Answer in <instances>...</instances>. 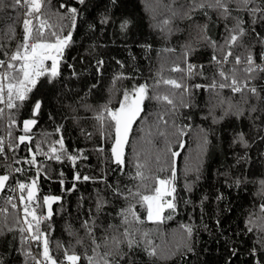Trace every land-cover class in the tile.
<instances>
[{
  "label": "trees",
  "instance_id": "obj_1",
  "mask_svg": "<svg viewBox=\"0 0 264 264\" xmlns=\"http://www.w3.org/2000/svg\"><path fill=\"white\" fill-rule=\"evenodd\" d=\"M4 2L7 3V0ZM183 2L184 0H178L176 6L178 7ZM60 3L80 7L76 4V0H50V3H44L42 12L52 24L60 23L56 15L57 12H64V9L58 7ZM168 3L169 0H120L118 8H112L108 0H91L88 4V11L79 18L77 28L73 32L74 43L65 50L61 60V83L57 84L54 90L51 85H48L33 94L34 97H41L43 102L41 115L36 117L38 124L33 129L36 135L32 145L34 146L36 140L41 138L42 132H53L56 125L62 124L66 146L70 150L81 149L89 157L87 160H77L76 166H73L70 161H50L38 156L39 161H43L53 170L51 172L53 179H46L43 173L38 179L40 199L37 202L41 205L39 210L44 212L43 196L62 197V200L53 206L54 215L51 221L54 229L51 244L53 256H63L62 250L59 252L55 250L56 241H61L65 245L70 241L75 243V238L66 231L67 225L70 224L73 230L83 235V229L80 227L81 221L86 213L95 211L98 190L110 201L106 212L113 216L121 206L127 203L122 198H114L111 188H107L106 184L132 186L138 182L129 177V173L135 171L133 168L134 153L138 154L140 162L145 164L146 175L169 176L173 161L170 152L166 149L170 147L172 151L179 152V156L175 158L178 211L171 220L166 219L159 224L145 221L138 226L150 233L153 244L158 247L157 257H148L143 252H139L137 264H228L229 260L231 264H254L250 249L254 245L259 249L257 241L259 233L255 231L249 233L245 226L248 216L252 212H258V206L262 200L260 181L264 180V155H262L264 142L255 139L247 150L248 162L237 163L238 156L245 150L239 146H232V137L237 131L247 132L249 129L234 117L220 119L219 122L213 123L212 117L208 115L209 108L213 104H218L222 98L232 96L229 90H222L217 95L216 92L193 87L191 91L195 106L192 108L179 107L178 114L175 116L168 112L171 106L166 102L146 100L141 119L133 125L129 137L130 144L125 150L127 167L123 173L111 170L116 168V165L111 164L108 159L110 142L102 139L97 131L98 125L93 118L94 113L81 106L85 101L78 102L79 97L84 96L93 83L96 87L92 89L86 102L99 110L100 106L109 101H111L110 107L118 106L117 102L122 98V92L130 88L133 83L139 84L147 81L149 85H152L157 72H162L165 78L171 77L179 80L184 74L173 72L170 69L174 64L186 68L182 57L183 45L186 43L197 48V51L189 57L188 62L198 66L204 65V75H194L191 79H185L184 83L192 86L211 82L217 69V65L210 63L213 52L210 47L198 39V30L189 27L191 21L175 20L174 26L178 27V31L171 36H167L157 27L170 14L165 7ZM94 5L99 6L94 7ZM105 5L112 16L108 24L100 25L99 18L105 10ZM24 11L22 7L16 10L8 8L0 11V44H3L5 50L9 52L15 49L22 37ZM211 15L213 20H216L215 13ZM124 19L131 21L126 32L120 29V23ZM197 19L203 23L207 18L198 16ZM90 23L96 24L94 32L88 28ZM10 25L15 26V38L7 35ZM223 29L224 23L218 21L215 26L209 27V35L220 40ZM67 30L65 28V33ZM45 35L47 36V32ZM251 39V36L246 35L238 40L233 46V55H245L243 45L250 43ZM221 43H223L222 40ZM170 48H174L175 51H166ZM216 54L222 55L219 52ZM0 58L3 57L0 56ZM97 59L105 61L103 75L95 73ZM117 60L124 64L123 68L116 62ZM232 62L233 58L230 57L229 64L224 66L225 71L232 67ZM50 63L49 61L48 64ZM243 67L244 65L238 66L237 74L240 78L245 75ZM195 71L199 72V67ZM73 72L77 75H73ZM121 73L135 79H117ZM216 78L220 79L218 75ZM156 90L170 96H178L183 91V89L177 90L165 85H161ZM239 100L240 94H236L233 102ZM176 102L179 103L178 100ZM31 107L32 102H27L19 113L20 120L29 117ZM73 108L76 110L73 111ZM49 113L55 115V121L49 119ZM165 113H167L165 119L169 120V126L158 121V115ZM215 115L217 117L222 115L220 107L216 108ZM189 116L191 119L187 118ZM173 119L177 127L184 129L185 135H178L176 128L170 126ZM89 132L92 133L91 136L86 135ZM161 132L166 135H161ZM2 134H4V122H0V135ZM16 134L20 133L16 131ZM58 135V133H53V138H57ZM205 135L209 141L206 146L203 143ZM181 141L183 148L179 146ZM100 146L105 148L104 153L96 150ZM7 155L9 157L7 161L4 157H0V165L11 164V169H7L8 174L14 175L20 182L29 183L35 175L36 168L34 166L30 168L23 162L16 164L11 160L13 155L21 160L25 157L30 159L31 155L27 153L25 146L21 145L19 151L10 152ZM158 157L159 162H157ZM161 167L163 171H160ZM15 168L25 171L13 173L12 169ZM197 168L199 169V180H196ZM61 170L64 172L63 186L59 183ZM76 171H79L82 176L96 177L97 181H74L73 176ZM5 172L6 168L0 166V174H5ZM225 172L228 173L230 179L242 177L243 183L239 188L226 183L223 175ZM100 177H104L105 182H99ZM73 183L76 184V190L66 194L62 187L70 188ZM143 183L149 187L153 186L152 179H147ZM186 185H191L190 191L187 190ZM141 191H146V189L142 188ZM220 193H223L224 199L217 201L216 197ZM7 195H12L14 202L19 204V193ZM205 196L208 197L207 200H203ZM202 200L203 205H201ZM5 206L8 207L7 224L13 226V215L18 214L19 210H13L10 205H5V196L2 194L0 207ZM140 211L143 216V210ZM111 218L107 216L105 223ZM217 219L220 220V226L216 223ZM47 223L49 222L46 221L41 225L42 229ZM183 225L194 227L191 240H188ZM0 229L5 233L4 236H0V257H3L4 264H24L25 257L15 251L20 247V233L15 230L8 232L3 214H0ZM186 243L193 244L194 253H187L185 258L172 255L177 249L184 252ZM32 250L34 253L39 251L35 246ZM231 250H235L237 255L232 256ZM76 251L80 252L82 248L77 247ZM258 258L259 256L256 257ZM29 264H32L30 259Z\"/></svg>",
  "mask_w": 264,
  "mask_h": 264
},
{
  "label": "snow or ice",
  "instance_id": "obj_2",
  "mask_svg": "<svg viewBox=\"0 0 264 264\" xmlns=\"http://www.w3.org/2000/svg\"><path fill=\"white\" fill-rule=\"evenodd\" d=\"M91 0H76V4L80 7L69 6L60 3L59 8L64 12H57L60 23L52 24L50 19L44 15L42 8L44 3H50V0H0V11L8 8L16 10L24 8V19L22 22L23 34L17 42L16 47L12 51L5 50L3 44H0V122H4V135L0 136V157H4L5 161L9 159L7 153H16L20 150V146L24 145L31 158H17L15 155L11 160L16 163H26L36 168V172L30 183L18 181L14 175H10L7 169H11V164H4L6 168L5 174H0V194L5 196V205H10L13 210H19V213L13 215V226H8V207H0V214L5 216V227L8 232L18 231L20 233V247L15 249L19 254L25 257L24 264H137L138 253L143 252L148 257H157V245L153 244L148 231L142 230L139 225L145 221L154 224L163 223L166 219L171 220L173 215L178 211V199L176 196L177 171L175 167V158L179 156L178 151H172L170 147L166 151L170 152L172 157V166L169 176H150L144 172L145 164L140 162L138 154L134 153L135 160L133 162L134 172L129 173V177L133 181H138L132 186H120L106 184L107 188H111L114 198H122L127 203L121 206L113 216L106 212L110 201L99 190L97 191L95 201V211H89L85 214V218L81 221V229L83 235L73 230L69 224L66 231L70 236L75 238V243L71 241L67 245L61 241L55 242V250L63 251V256H53L52 244V218L54 215L53 205L62 200L61 196L45 195L42 203L47 206L46 214L40 211L41 205L37 202L40 198L38 192V179L43 173L46 179H53L51 167L38 160V156L45 157L50 161L64 162L70 161L76 166L77 160H87L88 155L83 150H70L65 143L64 126L56 125L53 132L44 131L40 134L41 138L36 140L35 145L32 141L35 138L33 129L38 124L41 115L42 98L34 97V93L40 89L51 85L52 89H56L57 84L62 81V73L60 70L61 60L64 52L70 47L73 41V32L77 28L78 20L88 11V4ZM112 8H118L120 0H108ZM178 0H169L165 5L170 13L163 19L157 27L167 36H171L178 27L174 26L175 20L191 21L189 27L198 30V39L204 42L212 49L210 63L217 65L216 74L208 84H195L189 86L184 83L185 79H191L194 75L203 76L204 65H196L188 62L197 48L190 43L183 45L182 57L186 64L181 67L174 64L170 69L173 72H181L184 75L178 80L171 77H163L162 72H157L154 83L149 85L147 81L144 83H133L130 88H126L122 92V98L118 100V106H111L106 103L100 106L99 110L88 104L87 97L92 93V89L96 87L93 83L91 88L84 96L79 97V101H85L81 106L87 111L94 113L93 118L97 122L99 132L102 139L110 142L108 157L111 164H115L116 168L112 171L123 173L127 167L126 148L130 144V134L133 125L138 119H141V113L144 112V102L146 100H156L158 103H167L170 105V112L173 116L178 114V108L194 107V96L191 88L205 91L216 92L220 94L222 90H229L232 94L230 97L222 98L218 104H213L209 108L208 115L212 117L213 123L219 122L220 119L234 117L240 121L249 131H237L232 137V146H239L245 151L237 158V163H247V150L255 139L264 142V0H184L177 7ZM99 5H94L98 7ZM211 13H215L216 20H213ZM112 13L105 5V10L99 18L100 25H106L111 19ZM198 16L207 19L201 23ZM19 19V17H17ZM38 21V23H34ZM224 23L223 32L220 34V40L209 35V27L215 26L217 22ZM67 22V23H65ZM87 23V21H83ZM131 21L124 19L120 23L122 32L129 29ZM65 28L67 32L65 33ZM91 31H95L96 24H88ZM47 32V36L45 33ZM7 35L15 38V26L10 25ZM251 36L250 43L243 45L245 55H233V46L244 36ZM221 40L223 43H221ZM142 47H150L141 45ZM166 51H175L174 48L166 49ZM222 53L217 55L216 53ZM233 58L232 67L225 71L224 66L229 64V58ZM135 59V57H133ZM51 62L48 64V62ZM121 68L124 64L119 60L116 61ZM105 61L97 59L95 63V73L103 75ZM244 65L243 78L238 76V66ZM71 67V65H69ZM199 67L200 71L195 70ZM73 75H77L73 72ZM220 79H217L216 76ZM135 79L127 77L123 73L117 79ZM115 85V81H113ZM161 85L171 86L173 89H183L178 96H170L162 94L156 89ZM240 94V100L233 102V97ZM178 100V104L177 101ZM31 101L32 107L28 118L20 120L19 113L25 107L26 103ZM71 107V105H69ZM220 107L222 115L217 117L215 110ZM76 109L73 108V111ZM165 114L158 115V121L169 126V120L165 119ZM191 119V117H187ZM207 118V117H206ZM49 119L55 121V115L49 113ZM248 123H245V122ZM259 121V123H257ZM171 127L176 128L178 135H185L183 128L176 126L175 119L171 121ZM187 127V126H185ZM18 131L20 134H16ZM83 131V129H82ZM253 132L255 135L253 136ZM53 133H58L57 138H53ZM161 135L166 133L161 132ZM91 136L92 133H86ZM206 146L209 141L207 135L203 138ZM183 148V142L179 145ZM100 153L105 152V148L100 146L96 149ZM264 155V153H262ZM159 162V157L157 158ZM47 167V171L45 168ZM30 170V169H29ZM24 169H12L13 173H22ZM160 171H163L161 167ZM196 180L200 179L199 169L197 168ZM225 181L230 186L239 188L243 183L242 177L229 178L228 173H223ZM61 179L59 183L64 185V172H59ZM27 179V178H26ZM147 179L153 180V186L149 187L143 182ZM74 181H93L97 178L89 175H81L76 171L73 176ZM9 181H12L9 183ZM99 182H105L104 177L99 178ZM146 191H141V189ZM187 190H191V185H186ZM62 190L67 194L76 190V184L73 183L70 188ZM19 192V204L14 202L12 195L7 193ZM260 195L262 197L258 206V212H252L248 216L246 230L249 233L256 232L259 249L254 245L250 249L254 264H264V180L260 181ZM81 199H83L81 197ZM182 199V198H180ZM204 197L203 200H207ZM217 201L224 199L223 193L216 197ZM203 200L201 205H203ZM188 203V201H185ZM61 207L63 205L61 204ZM144 215L142 216L141 211ZM107 216L112 218L105 223ZM255 217V219H254ZM119 221L118 223L116 221ZM49 222L42 229L41 225ZM217 225L220 226V220L217 219ZM184 232L188 240H191L194 233V227L191 225H183ZM5 233L0 229V236ZM87 240V244H85ZM35 246L39 251L33 252ZM81 247L82 251L77 252L76 248ZM184 252L179 249L172 253L178 258H185L187 253H194L193 244L186 243ZM231 255H237L235 250H231ZM259 256L258 259L256 257ZM0 264H4L3 257H0ZM231 264V261H228Z\"/></svg>",
  "mask_w": 264,
  "mask_h": 264
},
{
  "label": "water",
  "instance_id": "obj_3",
  "mask_svg": "<svg viewBox=\"0 0 264 264\" xmlns=\"http://www.w3.org/2000/svg\"><path fill=\"white\" fill-rule=\"evenodd\" d=\"M30 182H31V181H30ZM30 182H29V183H30ZM1 195H2V194H0V196H1ZM37 195H38V192H37ZM59 202H60V201H59ZM59 202H57L56 204H58ZM56 204H54V205H56ZM54 205H53V206H54ZM43 209H44V213L46 214V212H47V206H44V205H43Z\"/></svg>",
  "mask_w": 264,
  "mask_h": 264
},
{
  "label": "built area",
  "instance_id": "obj_4",
  "mask_svg": "<svg viewBox=\"0 0 264 264\" xmlns=\"http://www.w3.org/2000/svg\"><path fill=\"white\" fill-rule=\"evenodd\" d=\"M5 134V133H4ZM4 134H2V135H0V136H3ZM8 153H10V152H8ZM11 163V162H10ZM10 193H12V192H9V193H7V194H10ZM19 192L17 191L16 193H14L15 195H17ZM13 194V193H12Z\"/></svg>",
  "mask_w": 264,
  "mask_h": 264
}]
</instances>
